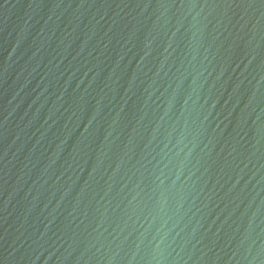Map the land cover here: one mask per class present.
Returning a JSON list of instances; mask_svg holds the SVG:
<instances>
[{
    "label": "water",
    "instance_id": "water-1",
    "mask_svg": "<svg viewBox=\"0 0 264 264\" xmlns=\"http://www.w3.org/2000/svg\"><path fill=\"white\" fill-rule=\"evenodd\" d=\"M0 264H264V0H0Z\"/></svg>",
    "mask_w": 264,
    "mask_h": 264
}]
</instances>
